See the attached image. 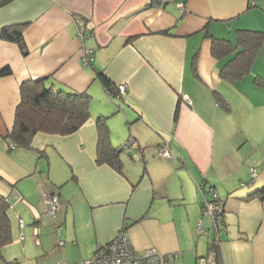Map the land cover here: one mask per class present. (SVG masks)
<instances>
[{
	"label": "crops",
	"instance_id": "obj_1",
	"mask_svg": "<svg viewBox=\"0 0 264 264\" xmlns=\"http://www.w3.org/2000/svg\"><path fill=\"white\" fill-rule=\"evenodd\" d=\"M3 26L20 27L26 52L0 36V69L10 68L0 74V196L22 226L27 213L35 245L56 264L75 262L124 226L136 251L179 253L158 264H195L212 240L225 264H264V199L249 195L264 185V109L252 99L264 94V35L239 78L219 75L234 51L211 53L213 37L234 43L237 29L264 32V0H0ZM97 70L126 84L120 98ZM43 77L85 91L89 117L8 151L19 85ZM98 116L113 146L132 138L121 171L96 160ZM43 189L59 198L50 220ZM212 192L222 206L216 221L201 215Z\"/></svg>",
	"mask_w": 264,
	"mask_h": 264
},
{
	"label": "trees",
	"instance_id": "obj_2",
	"mask_svg": "<svg viewBox=\"0 0 264 264\" xmlns=\"http://www.w3.org/2000/svg\"><path fill=\"white\" fill-rule=\"evenodd\" d=\"M263 35L264 32L258 30L237 29L234 43L225 38L213 37L211 40V53L213 55L221 56L234 51V55L222 66L219 75L223 78L235 79L247 73L263 39ZM0 36L17 42L21 51L23 53L26 52L20 27L10 28L3 26L0 29ZM8 73H10V68L3 67L0 69L1 75ZM96 76L110 96L121 97V93L117 90V83H114L102 70H97ZM262 84L264 85L263 80ZM19 93L20 98L15 107L12 127L4 135L8 151L18 148H32L31 139L38 131L59 134L71 133L79 128L89 117V95L85 91L79 92L55 88L52 82L47 83V77L23 80L19 85ZM219 98L223 103V97L220 95ZM96 127L97 162H105L121 171L120 151L123 148L122 143L119 146L111 144L105 116L97 117ZM129 140L131 141L132 149V138H129ZM39 154L42 155V152H39ZM52 193L57 195L55 192ZM255 193L261 199H264V185L255 192L249 193V195L253 196ZM43 204L45 205L44 202ZM8 209L9 202L1 195L0 256L2 255L1 248L12 241ZM18 224L22 226L21 219L18 220ZM207 250L208 253L205 256H211L213 264H225L216 240L209 242ZM7 263L16 264L17 261H6L5 264ZM205 264H208L206 260Z\"/></svg>",
	"mask_w": 264,
	"mask_h": 264
},
{
	"label": "built area",
	"instance_id": "obj_3",
	"mask_svg": "<svg viewBox=\"0 0 264 264\" xmlns=\"http://www.w3.org/2000/svg\"><path fill=\"white\" fill-rule=\"evenodd\" d=\"M177 6L182 11L185 8L183 2H177ZM77 34L79 37L84 35V26L82 24L77 26ZM82 57L83 60L87 62L92 57V50L90 48H84ZM125 89V83L117 84V90L119 93H123ZM187 101H189V98H187ZM122 146L127 150L131 149V141L129 139L124 140ZM158 152L163 156L170 155V151L165 145L159 146ZM255 174L256 171L252 168L250 173L251 178H253ZM41 195L46 206V211L50 214L55 213L59 206L58 195L46 189L42 190ZM207 213L210 214L214 221H216L217 216L222 213L221 203L217 200V195L213 192L211 198L205 201L202 207L201 215L203 216ZM199 222H201V220ZM178 254L179 253H162L155 247H147L140 252L136 251L131 245L127 229L120 227L113 238L106 242L98 243L90 256L75 262H61L59 264H158L164 260L173 258ZM195 264H205V258L200 256Z\"/></svg>",
	"mask_w": 264,
	"mask_h": 264
},
{
	"label": "rangeland",
	"instance_id": "obj_4",
	"mask_svg": "<svg viewBox=\"0 0 264 264\" xmlns=\"http://www.w3.org/2000/svg\"><path fill=\"white\" fill-rule=\"evenodd\" d=\"M185 99L187 100V98ZM252 99L254 102L260 103L262 105V108L264 109V94L258 96L257 98H252ZM262 116H264L263 113H262ZM15 210L17 209L15 208ZM44 210H45L44 211L45 214L49 215L47 217H49L48 219L50 220L52 218L51 217L52 214L48 213L46 211V208H44ZM8 214L10 218L13 240L5 244L1 248L2 256H0V264H5L6 261H11L14 259H17L16 264H56V260H53L52 258L49 257V254H47V252H49L50 249L42 250L37 245H35L34 240H33L34 239L33 237H35V234L34 235L32 234V229H31L33 223H32V220L27 215V213L22 212L24 226H19L18 219L14 213V210H11V212H9ZM15 233L18 235V238L15 236ZM23 233L24 235H26L25 237L23 236ZM19 237H22V239H19ZM15 238L17 240H15ZM24 244H25V247H24ZM198 258L199 257H197V259ZM204 258L207 260V262L209 261L207 256H205ZM210 262L212 263L211 257H210L209 264H211Z\"/></svg>",
	"mask_w": 264,
	"mask_h": 264
}]
</instances>
